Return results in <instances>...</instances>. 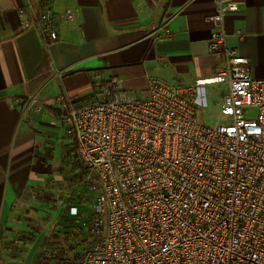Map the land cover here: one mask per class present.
Instances as JSON below:
<instances>
[{"label": "built area", "instance_id": "2783aa9c", "mask_svg": "<svg viewBox=\"0 0 264 264\" xmlns=\"http://www.w3.org/2000/svg\"><path fill=\"white\" fill-rule=\"evenodd\" d=\"M216 1L209 52L224 64L211 84L228 86L217 124L199 119L198 85L158 77L147 98L114 78L97 83L85 104L56 99L80 161L98 176L93 213L80 222L90 242L64 264H264V78L227 43L224 18L238 1ZM20 17L47 47L59 40L64 15L52 0ZM150 35L172 33L165 23ZM70 214L80 212L71 206Z\"/></svg>", "mask_w": 264, "mask_h": 264}, {"label": "crops", "instance_id": "0c3cea01", "mask_svg": "<svg viewBox=\"0 0 264 264\" xmlns=\"http://www.w3.org/2000/svg\"><path fill=\"white\" fill-rule=\"evenodd\" d=\"M237 1L239 10L224 18L227 43L250 60L254 77L264 78V0ZM52 2L64 18L59 40L47 47L20 17L37 0H0V264H57L50 254L57 237L69 231L67 212L87 206L55 195L66 178L56 176L54 160L65 128L57 98L85 104L94 99L97 83L114 78L140 98L149 97L150 77L199 89L219 85L221 105L228 91L225 84H211L224 64L222 55L209 52L216 0ZM165 23L172 36L150 35ZM71 146L77 161L76 144Z\"/></svg>", "mask_w": 264, "mask_h": 264}, {"label": "rangeland", "instance_id": "374dc122", "mask_svg": "<svg viewBox=\"0 0 264 264\" xmlns=\"http://www.w3.org/2000/svg\"><path fill=\"white\" fill-rule=\"evenodd\" d=\"M199 91V119L203 123L213 126L217 124L221 118L222 88H220L219 85H213L210 87H200ZM222 120L225 121L226 118L222 117ZM62 126L64 127V125ZM64 129L61 128V135H63V137L56 140L54 160L59 164L56 176L65 174L66 178L64 179V190H59L57 188L55 195L57 199L60 200L66 196L68 204H73L74 201H81L87 206L78 205L80 211L79 216H74L67 212V226H69V231L62 232V234L57 237L58 241L52 248L54 250L53 253H57V264H64L63 261H65L66 257H73L76 254L83 255L90 239H88L87 233L80 226V222L85 218L82 217V212L88 211L91 214L93 213L92 204L98 194V184L96 178L93 176V172L84 167L78 155H76L77 161H75L74 151L71 146V144H76L75 138L67 133L66 128ZM65 132L67 137H65ZM67 143L70 144L69 147L66 146Z\"/></svg>", "mask_w": 264, "mask_h": 264}, {"label": "trees", "instance_id": "16d2710c", "mask_svg": "<svg viewBox=\"0 0 264 264\" xmlns=\"http://www.w3.org/2000/svg\"><path fill=\"white\" fill-rule=\"evenodd\" d=\"M197 104H198V107H199V104H200V99H198L197 101ZM78 155V154H77ZM81 162V161H80ZM82 163V162H81ZM87 171V170H86ZM93 176L96 178V180L98 179V176L96 174L93 173Z\"/></svg>", "mask_w": 264, "mask_h": 264}]
</instances>
